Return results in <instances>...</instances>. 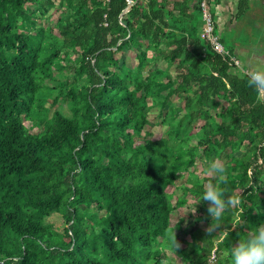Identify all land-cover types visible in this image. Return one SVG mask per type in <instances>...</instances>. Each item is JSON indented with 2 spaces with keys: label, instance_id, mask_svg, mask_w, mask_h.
Returning a JSON list of instances; mask_svg holds the SVG:
<instances>
[{
  "label": "trees",
  "instance_id": "trees-1",
  "mask_svg": "<svg viewBox=\"0 0 264 264\" xmlns=\"http://www.w3.org/2000/svg\"><path fill=\"white\" fill-rule=\"evenodd\" d=\"M130 2L0 0V264H163L173 232L193 264H230L223 232L181 226L207 227V201L170 224L211 176L197 160L240 192L225 226L264 222V93L201 36L200 0Z\"/></svg>",
  "mask_w": 264,
  "mask_h": 264
},
{
  "label": "clouds",
  "instance_id": "clouds-1",
  "mask_svg": "<svg viewBox=\"0 0 264 264\" xmlns=\"http://www.w3.org/2000/svg\"><path fill=\"white\" fill-rule=\"evenodd\" d=\"M229 63L233 62L229 61ZM234 67L233 74L236 77L245 79L248 86L257 92L264 91V50H253ZM205 171L210 172L211 176L205 177L202 194L185 206L184 214L175 218L174 226L188 213H197L198 204L202 200L207 201V213L211 219L206 230L210 235L223 232L225 238L229 240L230 264H264V222L250 223L242 215L244 213L242 211L239 222L233 224L230 221L231 227L225 226L233 210L241 205L240 192L228 181L227 167L224 162L211 160ZM234 228H236L238 237L235 242L230 238V233ZM179 248L180 243L173 232L171 264H193L191 259L178 254Z\"/></svg>",
  "mask_w": 264,
  "mask_h": 264
},
{
  "label": "crops",
  "instance_id": "crops-1",
  "mask_svg": "<svg viewBox=\"0 0 264 264\" xmlns=\"http://www.w3.org/2000/svg\"><path fill=\"white\" fill-rule=\"evenodd\" d=\"M246 1L247 7L243 11L238 6L239 0H210L209 3L214 32L239 63L253 50H264V0ZM254 26L263 31L262 37L254 41L245 40L241 33L246 34L247 28Z\"/></svg>",
  "mask_w": 264,
  "mask_h": 264
},
{
  "label": "rangeland",
  "instance_id": "rangeland-1",
  "mask_svg": "<svg viewBox=\"0 0 264 264\" xmlns=\"http://www.w3.org/2000/svg\"><path fill=\"white\" fill-rule=\"evenodd\" d=\"M27 8L28 9H32V5L30 4H26ZM48 14H49V19L50 20H54L55 17L57 16V12L55 11L54 8H50L49 11H48ZM44 22V20L42 21ZM249 22H254V21H248L247 23ZM252 26V25H251ZM262 33L263 31H261V29H259L257 26H254V27H250V28H247V31H246V34L243 32L241 33V36L245 38V40H251V41H254V40H259L261 37H262ZM128 63H129V59H128ZM48 84H51V85H54L55 82L53 81H47ZM55 94V91L53 92V95ZM66 107V104L63 102V101H59V103H57V105H54V107H52L50 110V114L53 110V108H59L60 110H62L66 115H69L70 114V111L65 108ZM149 119H150V125L147 126V129L148 130H151L153 131L154 133H157V132H160L161 130H163V127L158 125L157 122H158V117L156 116V109H152V111L150 112L149 114ZM204 166V163L200 162L199 160L196 161V164H195V170L197 174H199V176L203 175V173H206V174H209L210 172H206L205 169L203 167ZM204 168V169H203ZM185 178V175H181L175 182V184H173L171 190H173L175 193H177L178 195H182V188H181V184L183 182ZM186 197L190 200V196L188 194H186ZM190 202V201H189ZM184 208L183 207H179V208H176L175 210H173V212L171 213V219H170V224L171 225H174V220L177 216H179V213L180 212H183ZM45 221L49 224H52L53 227L57 230V231H61L62 230V227H63V219L62 217L57 214V213H52L51 215L47 216L45 218ZM191 222V221H190ZM189 223V221L187 220V218H185L182 222H181V226L185 229H187L188 231H190L191 229L195 228L196 226L200 225L202 227H204L205 229L207 228L206 226H204V223L203 222H200V223H190V227L189 225L186 226L187 224ZM176 232V231H175ZM218 237V234H214L213 238H217ZM168 261H165L163 262V264H171V253L168 252ZM213 256L210 255V259H212Z\"/></svg>",
  "mask_w": 264,
  "mask_h": 264
},
{
  "label": "built area",
  "instance_id": "built-area-1",
  "mask_svg": "<svg viewBox=\"0 0 264 264\" xmlns=\"http://www.w3.org/2000/svg\"><path fill=\"white\" fill-rule=\"evenodd\" d=\"M200 9H201V18H202V27L200 30V34L202 37L206 38L211 45L213 46L214 50L221 55H226L233 61L234 65L238 64L239 61L232 55L230 52L224 47L222 42L220 41L218 35L214 33V23L213 18L209 10L207 0H200ZM263 94L264 91H261Z\"/></svg>",
  "mask_w": 264,
  "mask_h": 264
},
{
  "label": "water",
  "instance_id": "water-1",
  "mask_svg": "<svg viewBox=\"0 0 264 264\" xmlns=\"http://www.w3.org/2000/svg\"><path fill=\"white\" fill-rule=\"evenodd\" d=\"M131 2L128 0V5L121 11L120 16L124 14L130 8Z\"/></svg>",
  "mask_w": 264,
  "mask_h": 264
}]
</instances>
